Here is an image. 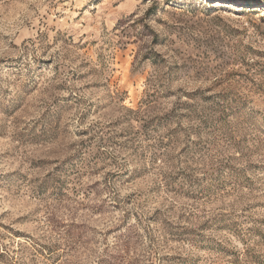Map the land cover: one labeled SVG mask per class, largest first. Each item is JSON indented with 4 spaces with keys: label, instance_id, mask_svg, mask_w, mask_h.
<instances>
[{
    "label": "rangeland",
    "instance_id": "1",
    "mask_svg": "<svg viewBox=\"0 0 264 264\" xmlns=\"http://www.w3.org/2000/svg\"><path fill=\"white\" fill-rule=\"evenodd\" d=\"M174 3L194 23L168 64L109 26L117 0H0V264H239L264 240V0Z\"/></svg>",
    "mask_w": 264,
    "mask_h": 264
},
{
    "label": "clouds",
    "instance_id": "2",
    "mask_svg": "<svg viewBox=\"0 0 264 264\" xmlns=\"http://www.w3.org/2000/svg\"><path fill=\"white\" fill-rule=\"evenodd\" d=\"M117 2L120 6L117 11L111 14L112 18L108 21L109 26H111L118 17L124 16L128 22L125 24V28H128L129 32L135 31L143 37L138 43L142 50L148 52L149 56H154L162 51L153 44V37H155L156 44H163L165 40L168 41V48L163 50L168 64L182 60L181 57H176L172 54L171 49L176 46L172 41L176 40L177 44L182 43V40L177 38L181 37L184 32L190 31V26L194 21L190 17L182 16L175 11V9L178 8L174 0H122V2L121 0H117ZM207 6L208 0H196L195 10L191 7L185 9L204 11ZM9 7L10 5L7 3L3 5L6 20ZM129 25H131V27H129ZM83 31L92 32L94 29L85 28ZM16 42L20 43L19 40ZM25 43L28 44L30 58L33 45L27 41ZM36 54L38 55L39 53ZM157 71L165 87H179L183 82L172 84L167 78V69L165 67H161L157 69ZM180 76L186 79L183 71H181ZM191 90L192 88H188V91ZM129 159H131V157ZM129 166L134 167L135 164H130ZM241 239L243 243H236L234 245L239 253V264H264V240L249 235L242 236ZM115 243L117 242L112 239H107L106 242L101 239L100 248L96 253L97 258H102L105 255L103 251L105 248L111 252L113 250L111 246ZM102 262L104 261L102 260L101 264ZM93 264H95V261Z\"/></svg>",
    "mask_w": 264,
    "mask_h": 264
}]
</instances>
